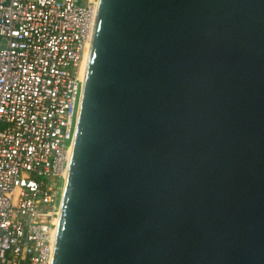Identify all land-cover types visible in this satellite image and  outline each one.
Segmentation results:
<instances>
[{
	"label": "water",
	"instance_id": "water-1",
	"mask_svg": "<svg viewBox=\"0 0 264 264\" xmlns=\"http://www.w3.org/2000/svg\"><path fill=\"white\" fill-rule=\"evenodd\" d=\"M50 264H264V0H98Z\"/></svg>",
	"mask_w": 264,
	"mask_h": 264
},
{
	"label": "built area",
	"instance_id": "built-area-1",
	"mask_svg": "<svg viewBox=\"0 0 264 264\" xmlns=\"http://www.w3.org/2000/svg\"><path fill=\"white\" fill-rule=\"evenodd\" d=\"M98 0H0V264H50Z\"/></svg>",
	"mask_w": 264,
	"mask_h": 264
},
{
	"label": "bare ground",
	"instance_id": "bare-ground-1",
	"mask_svg": "<svg viewBox=\"0 0 264 264\" xmlns=\"http://www.w3.org/2000/svg\"><path fill=\"white\" fill-rule=\"evenodd\" d=\"M88 48H89V46L87 47V49L85 51V55H84V58H83V61H82V65H81L83 74H84V70H85V64H86V59H87Z\"/></svg>",
	"mask_w": 264,
	"mask_h": 264
}]
</instances>
